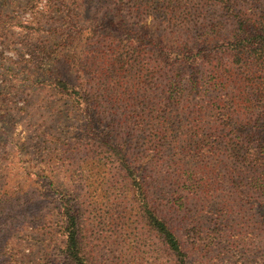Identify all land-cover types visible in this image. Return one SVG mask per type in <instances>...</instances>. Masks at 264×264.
I'll list each match as a JSON object with an SVG mask.
<instances>
[{
  "label": "trees",
  "instance_id": "trees-1",
  "mask_svg": "<svg viewBox=\"0 0 264 264\" xmlns=\"http://www.w3.org/2000/svg\"><path fill=\"white\" fill-rule=\"evenodd\" d=\"M75 3L111 5L114 29L75 33L89 48L75 58L76 82L48 69L38 86L76 119L57 169L149 234L123 236L132 255L121 264H264V0ZM148 18L164 33L150 35ZM53 189L57 256L99 264L89 199Z\"/></svg>",
  "mask_w": 264,
  "mask_h": 264
},
{
  "label": "rangeland",
  "instance_id": "rangeland-1",
  "mask_svg": "<svg viewBox=\"0 0 264 264\" xmlns=\"http://www.w3.org/2000/svg\"><path fill=\"white\" fill-rule=\"evenodd\" d=\"M14 2L0 0V264H65L57 256L62 236L53 187L80 192L89 199L86 206L98 214L96 224L90 221L89 255L99 264L124 263L132 252L123 236L149 234L139 222L125 227L116 210L113 213L116 202L108 203L101 190L93 200L89 187L57 169L63 159L53 154L62 143L73 146L76 119L67 117L68 106L59 96L38 86L48 69L74 84L75 58L85 56L89 48L85 41L77 47L73 36L79 31L87 37L94 30L99 34L113 30L110 18L117 11L109 4L77 7L75 0ZM123 15L131 28L146 31L133 15ZM157 25L148 18V33L154 37L164 33ZM75 165L72 161L66 174Z\"/></svg>",
  "mask_w": 264,
  "mask_h": 264
}]
</instances>
